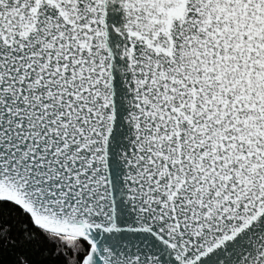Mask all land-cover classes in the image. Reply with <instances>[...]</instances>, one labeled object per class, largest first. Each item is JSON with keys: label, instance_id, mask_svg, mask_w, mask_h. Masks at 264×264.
<instances>
[{"label": "snow or ice", "instance_id": "snow-or-ice-1", "mask_svg": "<svg viewBox=\"0 0 264 264\" xmlns=\"http://www.w3.org/2000/svg\"><path fill=\"white\" fill-rule=\"evenodd\" d=\"M0 264H264V0H0Z\"/></svg>", "mask_w": 264, "mask_h": 264}]
</instances>
